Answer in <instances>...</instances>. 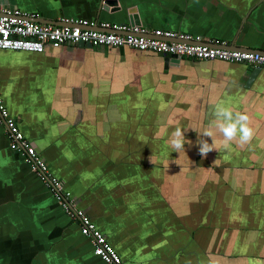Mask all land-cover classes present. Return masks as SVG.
<instances>
[{
    "label": "crops",
    "instance_id": "1",
    "mask_svg": "<svg viewBox=\"0 0 264 264\" xmlns=\"http://www.w3.org/2000/svg\"><path fill=\"white\" fill-rule=\"evenodd\" d=\"M116 1L121 12L103 0H15L21 15L94 27H131L136 8L149 32L264 51V0ZM255 69L67 45L0 51V88L26 139L126 264H264V69L251 79ZM220 103L247 114L254 137L204 157L197 141ZM176 128L179 153L168 142ZM0 264H105L1 125Z\"/></svg>",
    "mask_w": 264,
    "mask_h": 264
},
{
    "label": "built area",
    "instance_id": "2",
    "mask_svg": "<svg viewBox=\"0 0 264 264\" xmlns=\"http://www.w3.org/2000/svg\"><path fill=\"white\" fill-rule=\"evenodd\" d=\"M0 13L7 14L9 11L0 7ZM22 16L16 11L12 18L0 17V51L43 54L47 47L59 49L67 45L77 46L83 43L91 45L93 48H130L143 53L174 57L179 61L183 59L202 62L221 61L231 64H247L264 69V55L260 53L190 45L187 43L193 39L180 33L157 30L149 32L127 25L111 27L108 24H103L99 26L104 30L116 31V33H106L93 29L94 25H90L86 21L59 27L30 22L22 19ZM148 33L152 34L154 38H146ZM0 125L5 128L11 149L26 157L31 171L53 193L58 204L71 219L79 224L82 235L92 242L95 255L105 264H126L86 213L76 207V201L64 183L53 174L49 164L26 139L6 106L1 88Z\"/></svg>",
    "mask_w": 264,
    "mask_h": 264
},
{
    "label": "clouds",
    "instance_id": "3",
    "mask_svg": "<svg viewBox=\"0 0 264 264\" xmlns=\"http://www.w3.org/2000/svg\"><path fill=\"white\" fill-rule=\"evenodd\" d=\"M215 119L210 123L208 129L203 132L205 139H198L200 155L206 157L208 153L216 150L222 145L225 149L230 148L235 141L240 147L250 144L254 137V130L250 126V117L241 112H233L230 107L223 103L217 104L214 111ZM219 134V138H217ZM207 138H211L212 143ZM169 144L174 152L185 150L184 131L176 128L169 138ZM216 163V162H215Z\"/></svg>",
    "mask_w": 264,
    "mask_h": 264
},
{
    "label": "water",
    "instance_id": "4",
    "mask_svg": "<svg viewBox=\"0 0 264 264\" xmlns=\"http://www.w3.org/2000/svg\"><path fill=\"white\" fill-rule=\"evenodd\" d=\"M6 5L9 7V13L7 14H2L0 13V17H8V18H12L14 17L15 12L17 11L18 7L16 5L15 0H0V5ZM103 8L104 10L108 11L109 8H115V10L117 12H121L122 8H119V4L116 0H103ZM129 16H130V25L132 28H141L142 27V23L139 19V17L137 16V9L136 8H131L128 10ZM24 20H28L30 22H36V23H41V24H48V25H54V26H59V27H65V26H69L70 23H65V22H55V21H49V20H43V19H39L37 17H31V16H25L23 15L21 17ZM75 26V25H72ZM93 29L101 31V32H106V33H116L115 30H104L101 29L99 26L93 27ZM146 38H154L152 36V34L148 33L146 36ZM169 42H175V41H169ZM180 42V41H177ZM187 44L190 45H196V46H209L212 48H219V49H224V50H229V51H242V52H254V53H260L262 55H264V51H256L254 49H241L240 47H236L235 45H227V46H221V45H217V44H207L204 42H198L196 40H191L189 41ZM70 47H72V45H69ZM77 47H81V48H93L91 45H85L83 43H80L79 45H77ZM166 57V63H170L171 61L180 63L181 61L175 59L174 57ZM263 69L261 68H256L253 72V76L251 79L255 78L257 76L258 73H260Z\"/></svg>",
    "mask_w": 264,
    "mask_h": 264
}]
</instances>
